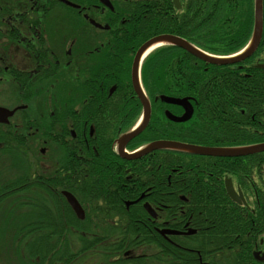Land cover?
Here are the masks:
<instances>
[{"label":"flooded vegetation","instance_id":"flooded-vegetation-1","mask_svg":"<svg viewBox=\"0 0 264 264\" xmlns=\"http://www.w3.org/2000/svg\"><path fill=\"white\" fill-rule=\"evenodd\" d=\"M108 1L112 7L101 0H0V106L15 109L7 121H0V264H264V222H252V228L250 222L210 223L202 229L195 212L164 202V192L154 188V170L163 167L164 148L146 152L153 168L142 176L147 178V171L152 176L142 184L140 194L125 198L119 193L116 199L114 180L132 179L131 166L108 157L106 150L121 160L134 161L120 155L118 141L144 120L133 68L145 41L137 46L136 31L123 28L129 21L126 17L132 16L119 15L115 6L129 5L127 0ZM59 7L64 13L57 12ZM151 52L138 62V79L151 115L125 145L128 154L149 142L175 140L161 137L165 118L171 120L166 112L182 115L185 110L163 101L162 95L193 100L191 95L147 93L142 68ZM171 105L182 111H172ZM141 134L152 139L132 149ZM6 149L17 159L22 150H33V158L26 163L32 174L25 176L35 185L43 184L42 189L30 192L19 185L4 189V168L9 164ZM93 153L99 156L92 165L98 169L87 178L94 179L97 188L74 192L62 187L63 177L70 175L67 169L80 165L84 170ZM218 178L222 197L226 194L239 205L249 206L251 194L246 195L232 176ZM227 179L237 193L242 192L241 203L230 196ZM66 192L83 208V218L77 216ZM153 192L160 196L157 201L147 197ZM181 198L185 200L186 194ZM24 214L26 219L45 217L22 224ZM88 215L90 221L85 224ZM45 228L44 233L38 231Z\"/></svg>","mask_w":264,"mask_h":264},{"label":"trees","instance_id":"trees-1","mask_svg":"<svg viewBox=\"0 0 264 264\" xmlns=\"http://www.w3.org/2000/svg\"><path fill=\"white\" fill-rule=\"evenodd\" d=\"M126 3L129 5L115 6L116 12L132 16L126 17L129 21L123 28L136 31L134 37L138 40L137 46L156 34L173 33L211 54L231 55L248 44L254 31L255 0H181L180 8L175 6L173 0H127ZM262 62L264 0L260 45L255 53L242 61L214 64L173 44L151 52L142 68L147 93L151 96L162 93L193 96L194 113L191 119L175 122L165 118V130L161 137L218 146H245L264 142V68L257 66ZM129 95H132V91H129ZM170 108L176 113L182 111L179 106L171 105ZM135 109L133 108V112ZM151 139L148 135L141 134L131 148ZM165 150L162 169L154 170L157 176L154 188L164 192L162 197L166 204L183 205L195 212L196 222L201 224L197 226L202 229L210 223L240 222L247 225L250 222L248 227L252 228V222H264V194L260 192L264 191V151L222 157L175 149ZM5 153L9 164L6 162L4 170L11 175H5L4 189L11 190L16 185L20 186V190L30 192L42 189L40 186L43 184L35 185L32 178L25 176L30 174L31 177L32 174L26 163H29L27 159L31 161L33 158V150H22L18 156L19 161L16 154L10 157L7 149ZM106 153L108 157L131 166L132 179L123 176L114 180L116 199L120 198L119 193L125 198L137 197L144 188L142 184L152 176L148 171L147 178L142 176L146 170L153 168L149 157L146 158L148 153L133 159L134 161L121 160L111 150H106ZM98 157L91 154V160L86 163L84 170H81L80 165L67 169L70 175L63 177L65 181L60 182L62 187L74 192L95 190L97 186L94 179L89 181L87 175L92 176L98 169V165L92 166ZM32 164L36 167V162ZM107 165L105 163L104 167ZM104 173L110 175V171ZM225 174L232 176L246 195L251 194L247 197L250 207L239 205L226 194L222 197L217 186L220 183L218 176ZM258 175H262V178ZM143 177L144 180H136ZM221 189L225 190L224 187ZM256 191L259 192L257 196L254 195ZM182 194H186L185 200L181 198ZM30 196L31 194L27 195L28 200ZM147 197L157 201L160 196L157 197L156 192H153ZM116 204L121 205L120 202ZM24 217L26 219L27 214ZM44 217L45 215H33L25 220L20 215L22 224ZM76 219H79L75 217L78 222ZM89 221L90 215L84 223ZM46 229L38 231L44 233ZM21 232H25V229Z\"/></svg>","mask_w":264,"mask_h":264},{"label":"water","instance_id":"water-1","mask_svg":"<svg viewBox=\"0 0 264 264\" xmlns=\"http://www.w3.org/2000/svg\"><path fill=\"white\" fill-rule=\"evenodd\" d=\"M101 1L111 6L108 0H101ZM173 1L176 7L178 8L181 7L180 0H173ZM262 35H263V0H255V24H254L253 35L248 45L240 53L230 55V56L212 55L198 48L196 45L192 44L185 38L172 34V33H161V34L153 36L152 38L144 42L137 52V55L135 58V64L133 68V85H134L136 92L138 93V95L140 96L144 104V120H143V123L138 128L124 134L119 139L118 143H119L120 155L129 157V158H134V157L140 156L141 154H144L145 152L149 150L158 149V148L180 149L184 151L195 152L198 154L214 155V156H240V155H247L250 153L264 151V142L249 145V146L218 147V146H208V145H199V144H189V143H185L181 141L168 140V139L152 142L151 144L147 145L146 147L134 153L128 154L124 151L125 145L130 141L131 138L137 135L145 127L151 115L150 102L142 86L140 85V82L138 79V62L140 61V56L142 57V55L148 50V48L151 45L155 44L156 42L170 43V44L177 45L179 47H182L190 51L192 54H194L200 59L205 60L206 62H210L214 64H233V63L242 61L250 57L253 53H255V51L258 49L260 45ZM257 66L264 68V62L259 63ZM161 98L165 102L179 104L185 110L182 115H176L170 111H167L166 115L171 120L186 121L192 117L193 112H194V107L187 97L177 98V97H169L166 95H162ZM14 112H15V109L10 110L8 108L0 106V121H7V118L11 116ZM226 188L230 196L235 201L241 203V201L244 200V196L242 192L241 191L240 193L236 192L231 179H227ZM65 194L68 198V201L70 202L73 209L75 210L77 216L80 218H83L84 210L79 204V202L77 201V199L71 193L66 192ZM147 206L149 207L148 204H146V207ZM149 210L151 211L150 207H149Z\"/></svg>","mask_w":264,"mask_h":264},{"label":"rangeland","instance_id":"rangeland-1","mask_svg":"<svg viewBox=\"0 0 264 264\" xmlns=\"http://www.w3.org/2000/svg\"><path fill=\"white\" fill-rule=\"evenodd\" d=\"M63 10H64V8L63 7H59V10L57 11L58 13H61V12H63ZM64 13V12H63ZM5 102V101H4ZM5 103H9V102H5ZM4 173H6L5 175H11L10 173H8V172H6L5 170H4ZM6 190V189H5ZM69 236V238H72L73 237V235H71V234H69L68 235Z\"/></svg>","mask_w":264,"mask_h":264},{"label":"bare ground","instance_id":"bare-ground-1","mask_svg":"<svg viewBox=\"0 0 264 264\" xmlns=\"http://www.w3.org/2000/svg\"><path fill=\"white\" fill-rule=\"evenodd\" d=\"M162 43H163V42H156L155 44H153V45L150 46V48H149L148 51H150V50L153 49L154 47H157V46L161 45Z\"/></svg>","mask_w":264,"mask_h":264}]
</instances>
